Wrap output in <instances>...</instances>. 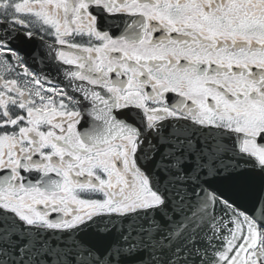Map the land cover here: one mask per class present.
Wrapping results in <instances>:
<instances>
[{
    "label": "snow or ice",
    "instance_id": "obj_1",
    "mask_svg": "<svg viewBox=\"0 0 264 264\" xmlns=\"http://www.w3.org/2000/svg\"><path fill=\"white\" fill-rule=\"evenodd\" d=\"M0 264H264V0H0Z\"/></svg>",
    "mask_w": 264,
    "mask_h": 264
}]
</instances>
